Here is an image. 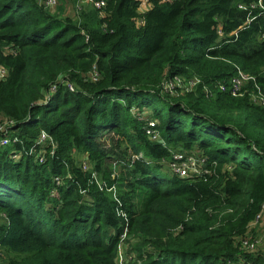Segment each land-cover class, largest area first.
I'll return each mask as SVG.
<instances>
[{"label": "trees", "instance_id": "obj_1", "mask_svg": "<svg viewBox=\"0 0 264 264\" xmlns=\"http://www.w3.org/2000/svg\"><path fill=\"white\" fill-rule=\"evenodd\" d=\"M65 1L76 18L0 0V138L15 130L0 147V248L15 256L0 264H118L124 231L139 264L242 254L238 237L264 199V109L218 85L239 69L264 93L258 0H150L141 14L138 0ZM176 76L198 82L168 88ZM132 105L151 111L159 139ZM176 145L199 148L210 173L164 168Z\"/></svg>", "mask_w": 264, "mask_h": 264}, {"label": "built area", "instance_id": "obj_2", "mask_svg": "<svg viewBox=\"0 0 264 264\" xmlns=\"http://www.w3.org/2000/svg\"><path fill=\"white\" fill-rule=\"evenodd\" d=\"M41 2L46 8L53 7L55 4L59 2V0H37ZM96 6L102 5V1L94 2ZM257 5L264 10V0H258ZM138 7L143 8L142 12H138L141 14L148 10L151 7L150 0H138ZM138 23L139 26L142 23L141 18H136L135 23ZM220 33V30H218ZM264 37V34L261 35ZM5 75V69L0 67V78H3ZM254 77L252 75H248L243 71H236L234 75H232L227 83H221L218 85L220 90H228L229 93L235 97H240L245 94L249 95L250 101L253 102L254 105H257L264 109V93L260 89L257 84L253 83V87H248V83L250 81L254 82ZM197 79H185L181 76L174 77L171 81L166 85L168 88L172 86H178L183 88L184 90L191 89L196 83ZM72 88V86H70ZM134 113V112H132ZM148 124L150 127L145 128L146 134L151 139H159L158 132L153 130L152 126L155 125L154 119H148ZM1 125V124H0ZM2 127L0 126V130ZM43 136V135H42ZM44 137V136H43ZM2 139V137L0 138ZM8 139H2V142H6ZM44 141L45 139H37V141ZM54 145V144H53ZM32 149L28 152H31ZM135 155V154H134ZM41 157V156H40ZM162 163L163 167L168 169L170 172L177 174L178 176H198L202 173H210L211 169L206 165L207 164V155L203 153L199 148H191L184 149L182 147L176 146L170 150V154L167 157H162L158 160ZM81 167L83 169L89 168L88 160L81 159ZM55 178V177H54ZM95 180L98 187L102 188L103 186L106 189L111 190L115 199H118L117 194L115 193V185L112 184L110 186H106L101 180H99L96 171L92 170L90 173V181ZM56 182H60V179L56 177ZM80 191L87 195L86 188H81ZM117 212L126 218V213L122 209H118ZM255 220L264 221V199L261 203L260 209L255 214ZM125 236V231L122 233V237ZM238 245L240 250L243 252L235 258H229L225 264H254L253 260L250 257H247V253L255 254L259 252L263 261H264V234L260 236H247L245 233L243 235H239L238 237ZM120 257H123L121 253V246H119V250L117 252L116 260L120 263ZM125 264V263H124Z\"/></svg>", "mask_w": 264, "mask_h": 264}, {"label": "rangeland", "instance_id": "obj_3", "mask_svg": "<svg viewBox=\"0 0 264 264\" xmlns=\"http://www.w3.org/2000/svg\"><path fill=\"white\" fill-rule=\"evenodd\" d=\"M79 9V5L75 4L74 2H67L65 0H59V2L57 4H55L53 7H48L47 10L50 13L56 14L58 16L64 17V16H70L72 18H76L77 17V12ZM77 10V11H76ZM137 11L142 12L143 8L138 7ZM136 25H138L137 21H136ZM135 105L131 106V110L130 112H134V115H141L143 117H148L150 119H153L151 111L148 108H144L147 110H144L143 112L140 111V107L136 108L134 107ZM159 107L163 106L164 110L167 108V105L165 106L164 103H159L158 104ZM133 114V113H132ZM2 128L4 127L3 125H0ZM2 130V129H1ZM6 131V132H4ZM4 135L2 136V139H8L6 142H2V139H0V147L6 146L7 142L10 139H14V135H15V130L14 129H9V130H3ZM39 133V132H37ZM44 137H43V136ZM40 139H48V136L46 135L45 132L40 131V135H39ZM6 143V144H5ZM176 146H181V145H176ZM31 149H29L30 151ZM76 155H82V152H80L79 150L76 151ZM14 159L17 158L16 155L13 156ZM82 158V157H81ZM54 178V175H53ZM4 219V217L2 216V214L0 213V222H2ZM245 234L247 236H260L264 234V221L261 220H255L252 219L246 228ZM136 241V238L132 237V235H126L124 237L121 238L120 242L122 244H124V246H121V253L123 255V257H120L121 262H123V264H139L140 261L135 259V253H136V249L134 246ZM134 242V243H133ZM264 247V245H263ZM15 256V254H12L11 252L7 251L4 248H0V262H5L9 257H13ZM118 264H120L117 261ZM264 263V261H263Z\"/></svg>", "mask_w": 264, "mask_h": 264}]
</instances>
